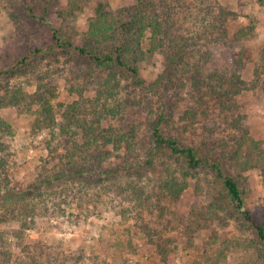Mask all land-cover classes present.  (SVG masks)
Wrapping results in <instances>:
<instances>
[{
	"label": "rangeland",
	"instance_id": "1",
	"mask_svg": "<svg viewBox=\"0 0 264 264\" xmlns=\"http://www.w3.org/2000/svg\"><path fill=\"white\" fill-rule=\"evenodd\" d=\"M186 1L176 31L193 35L189 53L210 49L214 66L224 68H234L231 54L243 46L258 58L264 42V7L256 0H205L217 6L216 14L219 6L234 10L239 18L233 27L253 20L255 34L241 43L211 37L202 28L208 19L195 16L193 0ZM101 2L121 8L135 0H0V114L11 125L0 150V157H9L6 183L25 190L51 175L60 163L57 155L66 163L70 146L78 143L86 149L90 138L81 125L97 127L99 119L100 149L110 151L104 164L111 172L91 168L80 179L64 181L56 195L33 197L39 203L34 226L23 230L19 220L0 221L6 248L14 260L48 264H263L249 223L223 209H211L215 199L208 176L187 178V189L173 199L162 181L178 176L177 164L168 156L147 164L149 121L171 110L168 129L186 143L199 144L212 136L228 141L224 146L228 149L234 140L249 136L259 143L251 156L264 161V89L254 83L255 62L241 69L246 88L235 97L233 110H223L207 93L186 84L185 72L173 77L172 88L162 90L160 97L158 91L165 87L156 81L164 69L160 53L141 66L146 85L156 83L149 91L127 75L112 79L86 58L55 47L52 35L57 29L62 38L78 44ZM38 48L42 51L34 52ZM19 61L22 64L16 67ZM11 67L13 74L3 73ZM20 88L25 95L52 94L57 116L53 128L35 126L39 104L29 102L30 96L25 102L7 104V96ZM190 109L196 111L194 120L192 111L186 113ZM61 124L68 128L63 131ZM122 135L136 141L128 158L122 157L125 147L118 151L120 147L114 146V139ZM239 183L246 208L264 218L263 169H249Z\"/></svg>",
	"mask_w": 264,
	"mask_h": 264
},
{
	"label": "trees",
	"instance_id": "2",
	"mask_svg": "<svg viewBox=\"0 0 264 264\" xmlns=\"http://www.w3.org/2000/svg\"><path fill=\"white\" fill-rule=\"evenodd\" d=\"M256 2L264 7V0H256ZM191 4L195 16L208 19L204 21L202 28L209 32L211 37L226 42L241 43L256 32V24L253 20L233 27V22L239 16L226 6H219L216 14L217 6L208 1L193 0ZM187 5L186 0H135L131 5L114 8L110 4L101 2L96 15L90 18L88 29L80 35L78 44L73 43L72 38L68 40L62 38L59 31L53 29L55 47L63 48L66 53L73 51L78 56L86 58L100 72H107L108 77L111 76L112 79L118 75H127L137 87L148 91L156 83L146 85L141 76L142 63L151 60L157 53L163 54L164 69L156 80L165 85L158 91L160 97L162 90L167 93L172 88L171 84L174 83L172 78L185 72L188 74L186 84L200 93H207L214 99L215 105H220L223 110H233L235 97L246 88L241 69L248 62H255L254 83L260 84L264 89V42L260 46L257 59L254 58L250 47L243 46L231 54L234 68L214 66L210 49L207 52L189 53L188 47L193 35L180 34L176 31L177 16L185 11ZM41 51L42 49L39 48L34 50V52ZM21 64L19 61L16 67ZM14 69L11 67L3 73L13 74ZM181 82L184 84L182 79ZM27 96L31 98L29 102L39 104L35 126L53 128L57 116L51 103L52 94L47 96L44 92L36 91L32 95H25L20 88L7 96V104L25 102ZM200 98L202 100L203 96L201 95ZM191 111L193 114L190 116L194 120L197 116L195 110L190 109L186 113L189 114ZM172 121V110L168 113L162 111L155 119L149 121L151 134L147 145L150 159L147 164L154 165L158 156H168L165 158L177 164L178 176L172 175L162 181V186L173 199H178L187 189V178L199 177L201 174L208 176L211 185L209 192L215 199L210 203L211 209H223L231 216L249 223L259 242L255 247L264 264V218L254 216L246 208L244 189L239 183L244 172L251 168L258 167L264 171L263 157L251 156L252 149L259 146L258 141L249 136L241 137L234 140L230 148L225 149L224 146L228 141L210 136L207 140L192 145L168 129ZM97 123V127L81 125L85 135L90 138L86 141V149L83 147L80 149L78 143L70 146L65 157L66 163L63 162V157L57 155L59 161L56 160L60 162L58 169L51 175L38 179L29 189L17 190L8 186L6 167L9 157H0V221L19 220L21 229H29L34 226L36 204H39L34 202L33 197L42 196L44 193L56 195V190L64 181L80 179L85 172L89 174L91 168H97L99 172L111 173L104 164L110 158L106 157L109 156L110 151L100 149L101 135L98 129L102 126V122L99 119ZM61 127L65 131L68 125L61 124ZM10 130L11 125L0 114V150H4L3 146L6 144L2 138L9 134ZM133 137L122 135L114 139V146L120 147L118 151L125 147L126 155L122 157L128 158L135 150L136 141ZM110 141L111 139L107 137L105 144L108 146ZM79 151L81 153H78ZM53 213L56 214V211ZM2 238L0 234V264H48L47 261H31L26 258L14 260L12 252L6 248ZM163 251L164 249H161V252Z\"/></svg>",
	"mask_w": 264,
	"mask_h": 264
}]
</instances>
